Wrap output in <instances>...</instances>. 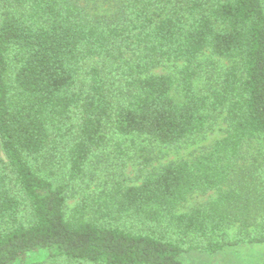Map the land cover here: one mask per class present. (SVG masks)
<instances>
[{
    "label": "trees",
    "instance_id": "16d2710c",
    "mask_svg": "<svg viewBox=\"0 0 264 264\" xmlns=\"http://www.w3.org/2000/svg\"><path fill=\"white\" fill-rule=\"evenodd\" d=\"M103 1L115 4L112 15L90 12ZM206 51L231 66L205 71ZM166 63L181 66L153 73ZM219 113L225 135L203 154L135 186L114 180L66 213L108 133L176 146L206 133ZM248 144L261 161L239 173ZM56 165L63 182L51 180ZM259 212L264 0H0V264H185L191 252L264 245V227L222 239L232 225L250 229ZM129 222L148 232L122 227Z\"/></svg>",
    "mask_w": 264,
    "mask_h": 264
},
{
    "label": "rangeland",
    "instance_id": "374dc122",
    "mask_svg": "<svg viewBox=\"0 0 264 264\" xmlns=\"http://www.w3.org/2000/svg\"><path fill=\"white\" fill-rule=\"evenodd\" d=\"M116 10V6L112 2H98L91 4L90 12L94 15L108 17ZM199 62L207 71V65L215 67V71H222L231 66V62L220 59L211 55L209 51L202 54ZM181 64L166 63L153 71L156 75H174ZM115 78L114 76H111ZM115 85L122 84L118 78L113 80ZM116 86V87H117ZM198 91L204 87L202 78L195 83ZM119 89V88H118ZM222 113L216 114L211 121L210 129L187 142L176 146H162L157 142L148 139L122 138L108 133L107 147L95 154L87 164L88 183L82 191L75 193V196L68 200L66 213L70 211L81 198H85L97 193L100 189L106 187L114 180L123 182L126 186L138 185L144 175L152 170H158L161 167L175 163L180 160H193L200 154H203L216 140L222 138L226 132V124L223 121ZM118 146L120 153L118 152ZM260 158L258 149L255 144H248L242 152V158L237 165L239 173H245L255 170L259 167ZM55 172L51 174V180H61L63 182L64 170L56 165L50 169ZM48 175V174H47ZM215 197V193L206 195L194 194L178 208V213L189 211L193 207L202 206ZM256 220L252 227L247 231L238 224L232 225L226 229L222 235V239L227 242L238 241L241 234L250 233L252 230L257 231L264 227V213L255 214ZM122 227L135 232L144 233L148 229L138 226L134 223H123ZM252 233V232H251ZM240 241V240H239ZM181 261L185 264H258L264 261V245H255L241 242L225 247L221 252L208 255L204 253L191 252L181 257ZM45 264H68L60 260H51Z\"/></svg>",
    "mask_w": 264,
    "mask_h": 264
}]
</instances>
